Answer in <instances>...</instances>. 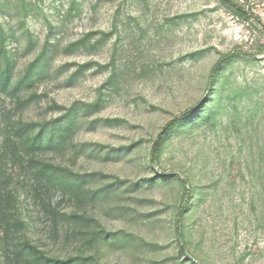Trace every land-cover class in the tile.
<instances>
[{
	"label": "rangeland",
	"instance_id": "rangeland-1",
	"mask_svg": "<svg viewBox=\"0 0 264 264\" xmlns=\"http://www.w3.org/2000/svg\"><path fill=\"white\" fill-rule=\"evenodd\" d=\"M233 2L0 0V264H264V0Z\"/></svg>",
	"mask_w": 264,
	"mask_h": 264
},
{
	"label": "trees",
	"instance_id": "trees-1",
	"mask_svg": "<svg viewBox=\"0 0 264 264\" xmlns=\"http://www.w3.org/2000/svg\"><path fill=\"white\" fill-rule=\"evenodd\" d=\"M225 6L231 8L234 6L233 0H220ZM238 8V7H237ZM240 10V8H238ZM243 15H246V12L244 10H240ZM226 57V56H225ZM217 65L214 67L213 71L215 72L217 69ZM179 122V118H174L170 120L166 125L162 128L160 133L158 134L156 140L153 142L152 148H151V158L153 161H155L157 154L159 152L163 137L168 133V131L175 126Z\"/></svg>",
	"mask_w": 264,
	"mask_h": 264
}]
</instances>
